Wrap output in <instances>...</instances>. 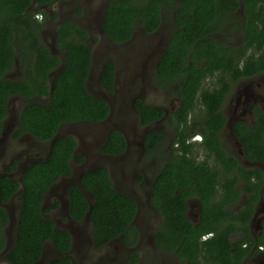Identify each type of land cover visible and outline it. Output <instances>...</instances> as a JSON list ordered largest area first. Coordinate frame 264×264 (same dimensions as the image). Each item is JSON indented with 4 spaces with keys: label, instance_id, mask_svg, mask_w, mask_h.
Here are the masks:
<instances>
[{
    "label": "trees",
    "instance_id": "1",
    "mask_svg": "<svg viewBox=\"0 0 264 264\" xmlns=\"http://www.w3.org/2000/svg\"><path fill=\"white\" fill-rule=\"evenodd\" d=\"M68 1L0 0V133L10 100L16 96L28 102L21 110L15 138L30 134L52 141L65 123L102 122L110 116L109 102L88 88L94 60L88 30L71 20L59 21L54 43L63 59L41 39L44 20L58 17L44 7ZM34 5L36 10L31 9ZM165 13L174 17L175 26L155 67V82L161 87L174 85L180 103L170 113L174 124L171 142L160 129L149 130L144 137L147 154L162 151L170 143L172 156L152 181L151 205L161 216L154 241L185 264H243L264 244V227L258 235L250 227L262 198L264 167H245L225 148L228 119L223 106L234 82L264 72V0H110L102 30L113 42L124 43L133 38L138 26L147 34L158 31ZM236 33L242 36L240 43L234 41ZM16 65L22 74L9 78L8 71ZM116 74L112 57L100 74L101 86L113 91ZM213 77L216 85L206 86ZM44 96L47 102L33 100ZM198 101L202 111L196 113ZM135 109L143 126L166 115L163 107L140 98ZM252 109L254 119L235 121L232 131L245 157L264 164V109L258 104ZM195 134H201L202 141L191 142ZM198 144L217 165L206 158L197 160L194 150ZM77 146L74 135L52 141L48 156L30 164L21 181L7 173L15 169V162L4 168L6 173L0 176V252L6 248L5 228L11 220L5 204L17 193L21 198L15 240L5 255L7 264H34L43 256L47 242L62 254L48 264H73L66 255L73 247V235L45 215L49 209L44 202L57 180L72 176L73 163L84 162ZM126 149L127 139L118 129L108 133L101 147L111 155ZM84 191L92 193L93 201ZM193 198L200 203L196 221L188 214ZM88 212L95 248L120 237L130 247L140 242L141 232L134 223L138 202L115 186L106 166L84 171L79 182L69 186L70 217L80 222ZM236 233L241 236L233 238ZM125 264H141L139 252H130Z\"/></svg>",
    "mask_w": 264,
    "mask_h": 264
},
{
    "label": "rangeland",
    "instance_id": "2",
    "mask_svg": "<svg viewBox=\"0 0 264 264\" xmlns=\"http://www.w3.org/2000/svg\"><path fill=\"white\" fill-rule=\"evenodd\" d=\"M110 0H71L59 2L51 7H44L47 13L56 12L58 17L54 20L41 16L39 20L45 21V27L40 31L41 39L48 45L52 53L63 59V53L55 46L56 28L59 21L67 19L85 27L89 32L88 42L93 47L94 60L88 79V88L92 94L106 99L111 107L110 116L102 122H77L65 123L57 136L74 135L77 139V152L84 157L83 163H73L71 177H61L45 194L44 207L48 208L45 215L52 219L57 227L69 230L74 238L72 249L67 252L73 264H125L128 254L134 250L140 254L141 264H185L173 253L156 246L154 234L160 227L161 216L151 205L152 181L161 165L171 158L169 144L162 151L147 154L144 146L145 134L152 129H160L167 133L168 140L174 134V124L170 113L180 103L176 87L158 86L155 82V67L161 55L164 53L171 32L175 26L174 17L164 14L163 23L158 31L147 34L141 26L135 30L134 36L127 42L115 43L104 35L102 22L105 16V8ZM34 5L31 9L36 10ZM78 10L81 13H78ZM242 14V11H238ZM219 37L223 38L220 34ZM234 41L240 43L241 34L234 35ZM114 58L117 66L116 84L113 91L104 89L100 84V74L109 58ZM55 73L53 77H55ZM22 74L19 65L8 71L9 78H17ZM53 81V80H52ZM216 85V78H209L206 86ZM137 98L148 104L164 108L166 116L162 120L143 126L135 109ZM33 100L47 102L48 97H35ZM28 102L21 96L10 100L8 113L3 120V130L0 133V176L4 168L11 162L16 163L13 171L7 172L11 178L22 180L25 169L38 160L45 159L52 141H41L30 134H24L19 138L14 137L20 121L23 106ZM259 104L264 109V72L249 78H242L234 82L232 90L227 97L223 112L227 116V125L223 133V142L228 152L234 155L245 167L263 166L248 160L245 151L232 131V124L237 120L252 121V106ZM202 111V105L198 101L196 113ZM112 129L122 131L127 139V149L118 155L105 154L101 147L108 133ZM201 141V140H196ZM194 155L197 160L205 158L212 165H217L213 157H208L207 151L196 145ZM100 166H106L111 173L115 186L133 196L139 205V212L134 221L141 232V240L135 247L126 245L123 239L116 238L102 248L93 245V233L90 216L83 221L73 220L68 213V189L78 182L81 174L86 170H92ZM89 200L93 201V195L85 191ZM246 196L243 194L242 199ZM243 201V200H242ZM56 202L59 204L53 207ZM21 205L20 193H17L5 206L10 213V223L5 228L7 244L4 251L0 252V264H7L6 252L13 246L15 229L19 217ZM200 203L197 198L190 201L189 215L193 220L199 216ZM240 208V207H239ZM236 209V208H235ZM264 218V188L262 199L256 209L252 221V233L259 234L263 230ZM241 234H234L233 238H239ZM62 254L51 242L45 244L42 258L34 264H48L61 257ZM244 264H264V254H259Z\"/></svg>",
    "mask_w": 264,
    "mask_h": 264
},
{
    "label": "flooded vegetation",
    "instance_id": "3",
    "mask_svg": "<svg viewBox=\"0 0 264 264\" xmlns=\"http://www.w3.org/2000/svg\"><path fill=\"white\" fill-rule=\"evenodd\" d=\"M259 105V104H258ZM252 112H253V109L251 110ZM166 114V113H165ZM166 116V115H165ZM165 118V117H164ZM253 119H254V114H253ZM160 120H162V119H160ZM160 120H158V121H160ZM158 121H156V122H158ZM235 123V122H234ZM234 123L232 124V126L231 127H233V125H234ZM244 166V165H243ZM80 179V178H79ZM245 198V197H244ZM262 199V198H261ZM192 200V199H191ZM190 200V201H191ZM261 201V200H260ZM260 203V202H259ZM189 205H190V202H189ZM259 205V204H258ZM258 207V206H257ZM190 208V207H189ZM257 209V208H256ZM188 214H189V210H188ZM253 219H254V216H253V218H252V220H251V222H250V227H251V229H252V221H253ZM264 219V218H263ZM263 219H262V222H263ZM252 232V231H251ZM263 232V230L259 233V234H261ZM207 235V234H206ZM206 235H204V236H206ZM258 235V234H257ZM203 236V237H204ZM202 237V239H204ZM207 238V237H206ZM205 238V239H206ZM259 250H260V252L258 253V254H256L255 256H252V257H250V258H247V259H245L244 261H243V264L247 261V260H249V259H253V258H255L257 255H259V254H264V244H261V245H259ZM42 258V257H41ZM39 261V260H38ZM36 263V262H35Z\"/></svg>",
    "mask_w": 264,
    "mask_h": 264
},
{
    "label": "clouds",
    "instance_id": "4",
    "mask_svg": "<svg viewBox=\"0 0 264 264\" xmlns=\"http://www.w3.org/2000/svg\"><path fill=\"white\" fill-rule=\"evenodd\" d=\"M191 142H200L196 140H201L202 141V136L201 134H195L191 139H189Z\"/></svg>",
    "mask_w": 264,
    "mask_h": 264
},
{
    "label": "water",
    "instance_id": "5",
    "mask_svg": "<svg viewBox=\"0 0 264 264\" xmlns=\"http://www.w3.org/2000/svg\"><path fill=\"white\" fill-rule=\"evenodd\" d=\"M59 138H60V137H59ZM59 138H58V136L56 135V137L53 139V141L56 140V139H59ZM78 182H79V181H78ZM84 192H85V191H84ZM91 205H92V204H91ZM91 205H90V207H91ZM87 215H89V212H88Z\"/></svg>",
    "mask_w": 264,
    "mask_h": 264
},
{
    "label": "built area",
    "instance_id": "6",
    "mask_svg": "<svg viewBox=\"0 0 264 264\" xmlns=\"http://www.w3.org/2000/svg\"><path fill=\"white\" fill-rule=\"evenodd\" d=\"M206 237H208V235L204 236L203 238L205 239Z\"/></svg>",
    "mask_w": 264,
    "mask_h": 264
}]
</instances>
